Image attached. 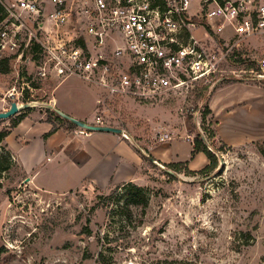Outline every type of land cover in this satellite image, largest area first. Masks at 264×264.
Instances as JSON below:
<instances>
[{
	"label": "rangeland",
	"instance_id": "1",
	"mask_svg": "<svg viewBox=\"0 0 264 264\" xmlns=\"http://www.w3.org/2000/svg\"><path fill=\"white\" fill-rule=\"evenodd\" d=\"M235 51L213 81L152 99L111 96L77 78H33L38 88L9 97L11 88L20 90L21 82L33 77L36 59L8 57L10 71L0 72V110L12 101L34 99L33 107L12 117L46 112L56 126L68 127L46 105L58 107L53 101L58 96L86 120L102 116L105 125L124 128L143 162L137 180L108 186L86 181L78 187L73 184L85 171L47 165L40 178L53 190L48 192L27 180L5 141L0 163L9 168L0 169V249H5L0 264H264V130L253 129L252 137L229 145L218 132L224 111L218 118L213 111L205 114L220 86L264 87V79L257 77L264 38H247ZM246 58L256 64L248 68ZM11 122L4 119L0 129ZM164 132L171 139L161 142ZM199 133L216 154L217 167L203 170L211 163L204 153L190 166L194 175H168L170 163H190L191 143ZM176 152L179 159L167 157ZM150 155L153 159L144 157ZM131 183L143 187L137 204H127Z\"/></svg>",
	"mask_w": 264,
	"mask_h": 264
},
{
	"label": "built area",
	"instance_id": "2",
	"mask_svg": "<svg viewBox=\"0 0 264 264\" xmlns=\"http://www.w3.org/2000/svg\"><path fill=\"white\" fill-rule=\"evenodd\" d=\"M251 37L264 38V0H0V60L40 51L33 77L9 97L38 88L33 78H77L111 96L152 99L213 81ZM258 64L264 79V58Z\"/></svg>",
	"mask_w": 264,
	"mask_h": 264
},
{
	"label": "crops",
	"instance_id": "3",
	"mask_svg": "<svg viewBox=\"0 0 264 264\" xmlns=\"http://www.w3.org/2000/svg\"><path fill=\"white\" fill-rule=\"evenodd\" d=\"M241 84L240 87L232 84L220 86L211 99V110L217 118L224 111L221 115L223 119L218 122L220 126L218 132L229 145L238 144L239 138L244 136L252 137V134H255L251 131L253 129L264 130V87ZM233 89L237 92L231 93ZM53 99L58 108L64 112L93 122L75 112H70L60 97L54 96ZM246 104L247 106L244 107L246 111L242 112L240 105ZM4 107L0 111L4 110ZM45 113H41L40 116L32 111H25L22 120L6 139L30 183L43 191L53 192L49 186H44L40 178L47 165H69L70 168L81 173L85 171L73 184L75 187L86 181L98 186L104 184L108 186L137 180L143 158L131 139L112 131L88 130L85 134H77L80 127H71V125L57 126L52 132L54 123L45 118ZM191 146L192 151L194 143H191ZM203 154L204 152L197 151L191 156L189 167L193 166L194 161ZM167 157L180 158L178 152Z\"/></svg>",
	"mask_w": 264,
	"mask_h": 264
},
{
	"label": "trees",
	"instance_id": "4",
	"mask_svg": "<svg viewBox=\"0 0 264 264\" xmlns=\"http://www.w3.org/2000/svg\"><path fill=\"white\" fill-rule=\"evenodd\" d=\"M39 48L38 46L35 47V54L33 55L34 58L36 60H39L40 58V53H39ZM243 62H251V63H248L247 67L248 68H251L252 66H254L256 64V61L253 60V59H250V58H246L244 59ZM11 69V66H10V63H9V59L7 58H4V59H1L0 60V72L2 73H6L8 71H10ZM39 87V86H38ZM31 108V107H29ZM212 110L209 106L206 107V111H205V114H208V113H211ZM20 117H11V125L10 127L8 128H4V129H0V145H2L7 137L10 135L11 133V130L16 127L18 125V123L22 120V118L24 117L23 115H18ZM56 116L58 117V119L60 120H63V121H66L68 122L71 127H78L75 123H73L72 121L68 120V119H65L63 117H61L59 114H56ZM4 119H0V123L3 122ZM50 122L54 123V128L52 129V132L56 130L57 126L55 125V122L51 119H49ZM212 135H214V133H212ZM197 151H202L204 152L207 157L210 159L211 163L206 165L204 167L203 170H206V171H209V170H212L214 168L217 167V163H218V160H217V156L216 154L209 148V146L207 145V143L205 142V140L203 139V137L201 136V133H199L197 135V137H195V140H194V147H193V150L191 151L192 153V156H194L196 154ZM145 158H151L153 159V157L150 155V156H144ZM1 165H4L2 163H0V169L2 170H7L9 167H4V166H1ZM5 165H11L10 162H8L7 164ZM174 171H177V172H181V171H184L185 174L187 175H194L195 170H192L190 169L189 167V161H180V162H172L170 163L169 165ZM168 175L170 176H173L174 174L172 173H169L167 172ZM132 185V188L130 189V192L128 193V200H127V204H137L140 200H139V197L143 195V187L137 183H131ZM116 191L112 192L108 198L109 199H113L114 196L116 195L115 193ZM144 197V196H143ZM110 202V200H109ZM5 249L4 247H2L0 249V258L2 256V254L4 253Z\"/></svg>",
	"mask_w": 264,
	"mask_h": 264
},
{
	"label": "water",
	"instance_id": "5",
	"mask_svg": "<svg viewBox=\"0 0 264 264\" xmlns=\"http://www.w3.org/2000/svg\"><path fill=\"white\" fill-rule=\"evenodd\" d=\"M46 105L49 108L54 109L61 117L68 119V120L72 121L73 123H75L78 127H82V128L88 129V130L112 131V132H116L119 134L124 133V129L121 127L89 123L85 120L79 119L77 117H74V116L64 112L63 110L56 107L52 103H46ZM29 107H32V105L29 103H25V104L20 106V105H18V103L16 101H12L10 108L0 111V119L11 118L13 115L19 113L21 109L29 108ZM155 162H157V161H155ZM168 172L175 174V171L172 169H168Z\"/></svg>",
	"mask_w": 264,
	"mask_h": 264
}]
</instances>
